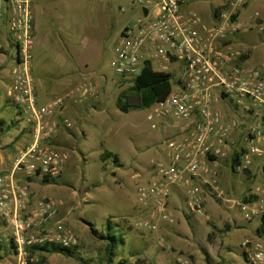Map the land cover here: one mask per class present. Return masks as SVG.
Returning a JSON list of instances; mask_svg holds the SVG:
<instances>
[{"label": "built area", "instance_id": "1", "mask_svg": "<svg viewBox=\"0 0 264 264\" xmlns=\"http://www.w3.org/2000/svg\"><path fill=\"white\" fill-rule=\"evenodd\" d=\"M138 12L113 44L109 67L116 77L133 80L148 64L154 72L170 74L171 91L147 110L152 130L174 133L164 139L135 192V204L146 215L138 224L151 231L172 227L171 210L178 195L182 216H204L206 198L228 201L221 186L222 166L237 156V170L259 172L264 194V64L247 66L241 53L224 44L233 31L226 20H203L186 9L191 0H128ZM247 0H229L232 8ZM34 0H0V51L13 61L9 95L29 128V144L0 174V220L10 229L0 235L15 253L17 264L29 258L34 245L69 248L78 238L59 217L55 199H35L31 184L60 180L69 154L54 144L60 128L75 124L63 110L69 97L96 95L90 80L41 103L33 75L35 51ZM144 10L146 13L144 14ZM121 12L124 9H120ZM224 18V20H223ZM132 78V79H129ZM235 204L248 219L264 217L263 198ZM244 264H264V240H245Z\"/></svg>", "mask_w": 264, "mask_h": 264}, {"label": "rangeland", "instance_id": "2", "mask_svg": "<svg viewBox=\"0 0 264 264\" xmlns=\"http://www.w3.org/2000/svg\"><path fill=\"white\" fill-rule=\"evenodd\" d=\"M34 1L36 11L38 6L48 11L41 24H37L35 33L34 59L37 54L40 78L47 86L52 85L54 76L66 71L68 65L81 61L87 64V78L96 85L97 96L107 91L102 104L87 116L88 123L82 122L81 116L65 115L76 127L73 128L75 135L69 138L71 146L57 145L69 154L60 180L45 184L34 182L30 187L35 199L51 197L56 200L61 221L72 229L79 245L73 256L46 254L42 255L47 256L46 261L41 263V254H37L34 263L108 264L107 241L102 235L105 222L110 219L122 238V246L116 249L110 264H135L139 260L149 264H244L242 244L245 240H257L255 225L258 219L246 218L235 202L242 201L243 196L263 198L259 172L234 171L225 163L221 186L228 201L207 197L204 216L196 215L189 218L190 221L177 215L180 218L172 227L161 226L151 231L138 224L141 218L146 222V215L135 204L136 188L142 178L133 179L132 176L138 172L146 174V168L163 147L162 142L171 134L163 132L161 127L152 130L147 110L122 113L115 106L119 93L132 83L116 77L109 61L121 28L139 15L135 7L130 9L128 0ZM215 2L223 0H191V10L211 19ZM263 8L264 5L255 0H247L236 8L230 7L226 0L219 8V16L227 11L225 19L232 24L230 37L239 36L237 42L228 41L234 43L242 60L252 58L251 67L264 64V19L259 16L249 23L248 17ZM239 12L243 22L237 20ZM109 18L110 33L102 49L97 51L92 43L102 38ZM237 29L240 32L236 33ZM77 31L81 33V41L77 39ZM67 35L74 42L78 40L74 55L69 54ZM11 69L13 61L9 53L0 51V174L11 170L17 154L31 140L29 128L9 95ZM80 125L87 135H82ZM71 130L60 128L63 137ZM100 140L118 156L117 163L111 159L104 163L99 161ZM10 233L0 220V235L9 236ZM1 244L0 264H17L12 247L4 241Z\"/></svg>", "mask_w": 264, "mask_h": 264}, {"label": "crops", "instance_id": "3", "mask_svg": "<svg viewBox=\"0 0 264 264\" xmlns=\"http://www.w3.org/2000/svg\"><path fill=\"white\" fill-rule=\"evenodd\" d=\"M225 1L226 0H223V2H225ZM255 1H257L260 4L264 5V0H255ZM223 2H215L214 3V5L212 7V17H211V19H205L200 14H198V15L203 20L209 21L211 23L214 22V21L221 20V18L219 16V14H220L219 13L220 12L219 8H221V5H223ZM191 5L192 4L189 2L187 7H185V8L191 10ZM36 12H37V14H36V23H35V25H36V30H37V24H41L43 16L45 14H47L48 11H44L42 9V6H38ZM242 16L243 15L239 12L237 20H239L240 22H243V20L240 19V17H242ZM259 16L261 17V19L262 18L264 19V8L263 9H259L258 11H255L252 16H249L248 17L249 23H253L252 21L255 20ZM110 23H111V20L109 18L108 23H106L107 24L106 28L104 27L105 30L102 33V38L99 39L100 43L99 42L95 43V41L92 43V48L93 49H95L97 51L102 49L103 42H105L106 38H108V35L110 33L109 32V28H111ZM81 27H82V24H81ZM122 28H121V30H122ZM235 32L237 33V32H240V31L237 29ZM76 33H77V36H78L77 39L79 41H81V36H80L81 33H79V31H77ZM66 37H67L66 38V43L69 45V49H70L69 50V54L70 55H74V52L78 49V40L76 42H74L70 38V35L69 36L67 35ZM236 37L239 38L238 34L236 36H232V37H230V35L228 34L224 44L228 45L232 50L239 52L238 49L234 46V43L232 44L231 42H229V41L237 42L236 41L237 40ZM36 57H37V54L35 55V59H34V62H33V75H34L35 82H36V92L39 95V99H40L41 103H45L46 104V103L50 102V100L52 98H54L55 96L60 95L62 93H66L69 90H71L78 82H80L82 80L83 81L84 80H89L87 78L88 77L87 76V72H88L87 64L84 63V62L79 61L77 64L75 63L74 65L73 64L72 65H68V67H66V71H63L61 74L54 76L55 82H53L52 85L47 86L46 82L43 79H41L40 76H39V71H38L39 70V66H38V62H37V58ZM251 62H252V58L246 59L247 66H249V64ZM106 92L107 91L102 92L103 94L98 95V96L96 94L95 96L89 97V98H86V99L79 98L77 96L69 97L67 99V101L65 102V106H64L63 112H64L65 115L68 114V115H71L73 117L81 116L80 120H82V122H84V123H88L89 121L87 120L88 119L87 116H89V114L91 113V110H96L102 104L101 100H102V98L105 97ZM74 127H76V124H75ZM73 128L70 131V134L65 132V136L66 137H63L62 134H61V131H60L56 135L54 140H53L54 144L62 145V146L64 145L65 147H68V145L71 146L69 138H70V136L75 135V131H74ZM79 128L81 129L83 136L87 135L86 130H85L83 125H80ZM173 133L174 132L172 130H170V129H168L166 131V134H169V135L170 134L172 135ZM104 139H107L106 136H104ZM102 142L103 141H101V140L99 142V150H98V154H97V158L98 159H99V155L102 154L105 150L113 152L111 149H108L105 146H103ZM114 155H116V154L114 153ZM253 174H256V172H253ZM182 209L183 208L181 207V203H180V201L178 199V195L173 196L172 201H171V210H172L173 215L176 217V219L180 218V217L181 218L184 217V215L182 216V214H181ZM177 215H180V217H177ZM187 219L191 221V219H189V217H187ZM256 219H258V218H256ZM258 224H259V219H258V221H256L255 228H257ZM255 235H256V237L259 238V236H257L256 233H255Z\"/></svg>", "mask_w": 264, "mask_h": 264}, {"label": "trees", "instance_id": "4", "mask_svg": "<svg viewBox=\"0 0 264 264\" xmlns=\"http://www.w3.org/2000/svg\"><path fill=\"white\" fill-rule=\"evenodd\" d=\"M170 80V74L154 72V70L148 64H145L140 75L131 80V86L119 93V96L115 101L116 109L122 113H128L130 110L140 111L148 109L152 104L164 99L169 94V92L171 91V84L169 82ZM236 157V155L232 157L230 166L234 171L239 165ZM108 159H111L114 163H117L118 161L117 156L114 155L113 152L108 150H105L102 154L99 155V160L102 163L106 162ZM243 171L244 173H248L249 170L243 169ZM45 183H47V181ZM255 199V196H243L242 201L244 203H248ZM115 229L117 228L112 225L110 219L106 220L104 229L105 233L102 236L105 241H107L105 252L108 259V264L114 261L113 255H115L114 253L116 252V249L122 246V238L119 236V233H117ZM256 234L264 240V217H261L259 219V224L256 228ZM210 238L211 235H208L207 239ZM2 246L3 245L0 243V251L2 250ZM77 247L78 246L64 248L54 244H45L43 246L34 245L29 249V258L35 257L37 254H41L40 262L44 263L47 256L42 255L60 253L66 256H73L75 248ZM135 264L149 263H145L144 261L139 260Z\"/></svg>", "mask_w": 264, "mask_h": 264}, {"label": "water", "instance_id": "5", "mask_svg": "<svg viewBox=\"0 0 264 264\" xmlns=\"http://www.w3.org/2000/svg\"><path fill=\"white\" fill-rule=\"evenodd\" d=\"M146 13V11L144 10V14Z\"/></svg>", "mask_w": 264, "mask_h": 264}]
</instances>
